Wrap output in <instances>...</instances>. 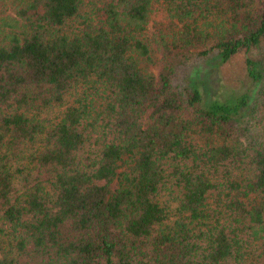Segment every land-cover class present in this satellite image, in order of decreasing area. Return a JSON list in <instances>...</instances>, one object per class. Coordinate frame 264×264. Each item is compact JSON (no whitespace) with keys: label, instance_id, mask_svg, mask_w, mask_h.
<instances>
[{"label":"trees","instance_id":"16d2710c","mask_svg":"<svg viewBox=\"0 0 264 264\" xmlns=\"http://www.w3.org/2000/svg\"><path fill=\"white\" fill-rule=\"evenodd\" d=\"M0 264H264V0H0Z\"/></svg>","mask_w":264,"mask_h":264},{"label":"rangeland","instance_id":"374dc122","mask_svg":"<svg viewBox=\"0 0 264 264\" xmlns=\"http://www.w3.org/2000/svg\"><path fill=\"white\" fill-rule=\"evenodd\" d=\"M255 55L258 57L257 54ZM217 62L215 58L204 59L186 71L189 79L193 77V83H198L203 89L206 102L216 98L217 95L241 93L251 87V80L246 74L244 53L236 55L227 63L219 65ZM154 70L157 72V68Z\"/></svg>","mask_w":264,"mask_h":264}]
</instances>
